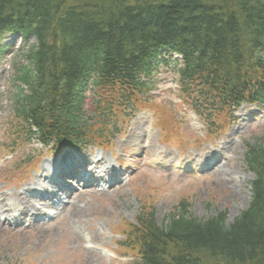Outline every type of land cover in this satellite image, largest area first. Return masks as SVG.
Returning a JSON list of instances; mask_svg holds the SVG:
<instances>
[{
  "label": "trees",
  "instance_id": "trees-1",
  "mask_svg": "<svg viewBox=\"0 0 264 264\" xmlns=\"http://www.w3.org/2000/svg\"><path fill=\"white\" fill-rule=\"evenodd\" d=\"M7 33L33 40L11 65L14 120L49 152L119 134L122 117L150 107L149 81L172 53L179 97L210 137L217 116L264 104V0H0ZM244 164L251 200L233 223L226 212L198 222L180 203L157 225L144 208L120 242L130 264H264V138Z\"/></svg>",
  "mask_w": 264,
  "mask_h": 264
},
{
  "label": "rangeland",
  "instance_id": "rangeland-1",
  "mask_svg": "<svg viewBox=\"0 0 264 264\" xmlns=\"http://www.w3.org/2000/svg\"><path fill=\"white\" fill-rule=\"evenodd\" d=\"M29 44H33L31 38L25 45L9 36L0 44L8 45L0 54V213L5 204L19 207L20 193L30 188L28 184L32 186L45 162L67 154L102 157L114 170L121 166L126 180L123 186L112 188L102 182V192L80 189L69 208L48 225L14 230L0 222V264H130L134 255L121 248L120 242L125 240L126 227L135 224L144 208L153 210L157 225L180 203L189 207L198 222L226 212L225 222L231 224L245 211L253 176L243 154L247 144L264 138V105H241L228 120L217 116L218 131L210 137L206 124L181 103L175 70L171 65L160 66L143 97L150 107H136L132 118L122 117L116 136H110L108 128L102 149L83 145L55 157L23 137L24 129L14 120L10 105L9 97L15 93L11 65L15 54ZM91 129L94 134L106 132L99 122ZM211 151L219 159L214 165L209 163ZM72 209L79 217L69 218Z\"/></svg>",
  "mask_w": 264,
  "mask_h": 264
},
{
  "label": "bare ground",
  "instance_id": "bare-ground-1",
  "mask_svg": "<svg viewBox=\"0 0 264 264\" xmlns=\"http://www.w3.org/2000/svg\"><path fill=\"white\" fill-rule=\"evenodd\" d=\"M135 126V125H134ZM215 150H217V149H215ZM211 154V153H210ZM213 158H214V155H211ZM68 158H64L63 160H65L64 162L66 163V162H68L69 160H67V159H69V158H72V159H74L75 157L73 156V155H70V156H67ZM67 160V161H66ZM87 161V163L89 164L90 163V160H88V159H86ZM93 163V162H92ZM94 164H95V168H97V167H100L101 166V168H102V172H104V171H108V172H111L112 171V169L110 168V166L108 165V162L107 161H105V160H103V158L102 157H100V159H98V161H95L94 162ZM58 165V164H57ZM56 165V166H57ZM56 166H54V167H56ZM61 166H59L57 169H59ZM219 167V166H218ZM51 168V165H45V167H44V171H50L49 169ZM54 169V168H53ZM218 169H220V167L218 168ZM27 192V190H25L23 193H22V195L24 196L25 195V193ZM19 204L22 206L21 208L20 207H18V206H16L14 209H11L10 208V206H8L7 207V204H5V206H3V207H1V210H3V212H1L0 213V216H2V215H5V217H4V219L3 220H0V222L2 223L1 224V226L2 227H4V225L5 226H11V227H13V228H15V229H18L19 227H17L18 226V218L19 217H25V216H28V218H29V220H32V219H34V218H36V215H37V213L39 212L37 209H35V208H33V206H32V203L27 199V198H24L22 201H21V203L19 202ZM70 206V205H69ZM69 206H67V207H65L64 209H63V211H66V209L67 208H69ZM5 207H7L6 208V211H5V209H3V208H5ZM9 208V209H8ZM4 211H5V213H4ZM79 212L76 210V209H72L71 210V212H70V214L68 215L69 216V218H72V216H77V217H79ZM26 219H27V217H26ZM31 222V221H30Z\"/></svg>",
  "mask_w": 264,
  "mask_h": 264
}]
</instances>
